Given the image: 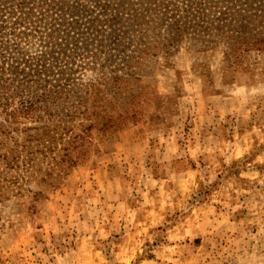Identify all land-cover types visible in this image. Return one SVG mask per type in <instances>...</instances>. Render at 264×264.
I'll return each instance as SVG.
<instances>
[{
    "label": "rangeland",
    "instance_id": "374dc122",
    "mask_svg": "<svg viewBox=\"0 0 264 264\" xmlns=\"http://www.w3.org/2000/svg\"><path fill=\"white\" fill-rule=\"evenodd\" d=\"M205 45L151 52L52 142L0 138V264H264V52Z\"/></svg>",
    "mask_w": 264,
    "mask_h": 264
},
{
    "label": "trees",
    "instance_id": "16d2710c",
    "mask_svg": "<svg viewBox=\"0 0 264 264\" xmlns=\"http://www.w3.org/2000/svg\"><path fill=\"white\" fill-rule=\"evenodd\" d=\"M184 39L204 49L223 43L264 52V0H0V138L22 133L45 144L56 129L67 134L74 119L97 114L88 95L118 88L134 64L155 50L168 56ZM111 51L122 57L112 59ZM100 54L109 56L102 65ZM107 63L126 73L108 76ZM86 69L96 77L79 85L82 96L76 74Z\"/></svg>",
    "mask_w": 264,
    "mask_h": 264
}]
</instances>
